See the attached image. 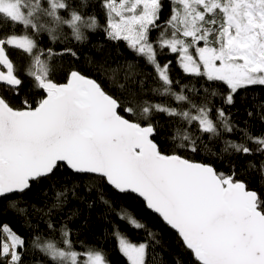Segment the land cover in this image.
I'll return each instance as SVG.
<instances>
[{"label": "snow or ice", "instance_id": "1", "mask_svg": "<svg viewBox=\"0 0 264 264\" xmlns=\"http://www.w3.org/2000/svg\"><path fill=\"white\" fill-rule=\"evenodd\" d=\"M80 4L86 8L87 0ZM97 4L103 22L70 0H0V201L30 233L0 223V264H112L82 241L85 250H76L74 232L78 238L90 226L87 219L71 226L78 210L54 218L69 195L92 209L93 191L127 264H148L160 240L124 206L113 218L107 192L139 200L175 233L170 264H264V193L237 168L258 156L244 171L264 178V130L253 131L256 123L264 128V0ZM65 27L80 44L87 32H103L98 53L110 44L123 63L111 67L109 53L86 57L87 71L66 70L65 57H81ZM174 69L182 75L174 77ZM238 103L242 120L235 119ZM161 114L167 125L156 119ZM165 128L172 133L162 144ZM46 183L55 191L51 206H32L41 228L19 205ZM127 228L146 230L147 239L132 243Z\"/></svg>", "mask_w": 264, "mask_h": 264}, {"label": "trees", "instance_id": "2", "mask_svg": "<svg viewBox=\"0 0 264 264\" xmlns=\"http://www.w3.org/2000/svg\"><path fill=\"white\" fill-rule=\"evenodd\" d=\"M72 7L80 10L85 15H91L96 13L99 16L101 22L104 20V16L101 13L99 6L97 4V0H87V7H81L80 0H70ZM62 15L67 17L66 12H62ZM19 30V29H18ZM64 32L69 37L68 46L74 47L78 53L80 54V60L78 62H73L69 57L64 58V67L67 70L70 66H75L81 68L85 71L88 70V65L85 64L86 57H93L96 60H100L102 58L108 57L110 53V58L108 59L109 65L111 67H116L118 63H123L124 57L119 55L115 48L110 44H105L103 53H98L97 49L99 48L101 43L105 42V38L103 32H87L88 40L80 44L76 42L71 37V30L67 27L64 28ZM42 46H50V41L45 34L42 41ZM64 44H56L55 47L57 49L64 47ZM163 60V58H161ZM96 76L97 79H101L100 76H97L96 73H91ZM178 70L173 71L174 77H179ZM121 81H123V73L120 75ZM159 99V98H156ZM173 106H175V102L172 101ZM238 108L241 109L240 113H237L235 119L242 120L244 118L243 115V106L239 103L237 104ZM160 121L162 125L168 124V118L163 114L156 117ZM264 130L259 123L253 125V131L256 134H259L260 131ZM172 133L171 129L165 128L162 130V134L157 137V140L163 144L164 134L170 135ZM169 143H171L169 141ZM167 148V145H165ZM217 150H219V145L216 146ZM193 159H199V157H190ZM253 160L257 165L259 164V157H247L241 159L237 164V168L240 170V174L242 178L248 183L249 187L257 190L258 192L264 193V178L261 177L258 171L249 170L247 172L244 169L247 167L246 161ZM79 195L85 196V190L83 188L78 189ZM55 191L50 190L48 184H44L41 187L37 188L34 186L33 190L27 193L23 197V203H21L20 207H25L28 210V217L33 222L38 224L41 228L44 226V220L41 219V213L35 212V209L32 207L35 205V208H41L44 211L48 210V207L51 206L54 200ZM106 198L113 201V209L114 211L111 213V216L115 218V212L121 211L122 206L126 207L130 212L135 213L141 220L147 225V230L153 231L159 238L160 243H153L148 251V264H170L171 258L176 255L175 249L178 247L176 242L175 233L169 229H166L162 223L159 221L157 217L153 214L147 212L142 203L139 200H125L119 199L113 196L111 192L106 193ZM90 200L96 201L92 209H89L86 203L75 199L71 195H69L68 203L64 206L63 211H58L56 209L53 210L54 218L57 220L67 219L69 214L73 211L78 210L81 215L77 217H73L71 221V226L74 229H79L81 224H83L84 220L87 219L89 222V227L86 230H82L79 232L78 238L76 233L74 232V240L75 247L77 251H83L84 246H93L97 249H102L108 258L112 261V264H127L126 258H124L118 251L117 242L110 234L111 229L108 226L107 221L100 219L101 215L107 211L106 207L99 203L97 193L93 191ZM6 201H0V223H9L12 228L19 232L21 235L28 236L30 233L27 232L26 226L22 225L21 220L18 219L13 213L8 212L5 214L2 209L4 208ZM47 219V218H44ZM125 234L127 238L132 243H140L147 239L146 230H133L131 228H127L125 230ZM55 239H59V234H56ZM83 242V245L81 244Z\"/></svg>", "mask_w": 264, "mask_h": 264}]
</instances>
